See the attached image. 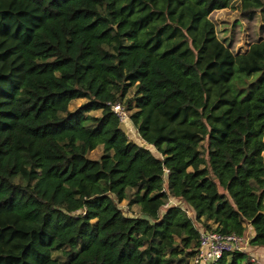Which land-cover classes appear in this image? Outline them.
Listing matches in <instances>:
<instances>
[{"label":"trees","instance_id":"trees-1","mask_svg":"<svg viewBox=\"0 0 264 264\" xmlns=\"http://www.w3.org/2000/svg\"><path fill=\"white\" fill-rule=\"evenodd\" d=\"M226 8L264 18V0H0V264H194L211 230L264 248V23L234 49Z\"/></svg>","mask_w":264,"mask_h":264},{"label":"rangeland","instance_id":"rangeland-1","mask_svg":"<svg viewBox=\"0 0 264 264\" xmlns=\"http://www.w3.org/2000/svg\"><path fill=\"white\" fill-rule=\"evenodd\" d=\"M212 18L215 20L216 22V28L220 29L219 35H221L222 33L226 36H230V34H233V48H240L241 46L246 45L247 43L253 41L257 35L256 32V28L257 26L260 24V22L264 23V18L263 20H260L259 17L254 18L251 21H246L244 19H240L238 14L236 13L235 10H232L230 8H226L224 10L221 11H215L212 14ZM233 31H232V29ZM83 100L82 99H77L74 100L70 107L73 108L75 106H77L78 104H80ZM92 114H98V111H93ZM126 134L128 136V138L132 141H135L137 143H140L135 130L133 129V127L131 126V124L128 121H125L123 123ZM150 150L152 151V153L156 154L155 151L150 148ZM98 155V151H93L90 156L91 157H96ZM169 203H175V201L173 199H170L168 201ZM133 210H135L134 207H132ZM187 213L189 216H192V212L186 208ZM246 238L245 236L243 237L242 240V246L241 249L245 251L246 249ZM258 257H255V261L258 264H264V253L257 255Z\"/></svg>","mask_w":264,"mask_h":264},{"label":"built area","instance_id":"built-area-1","mask_svg":"<svg viewBox=\"0 0 264 264\" xmlns=\"http://www.w3.org/2000/svg\"><path fill=\"white\" fill-rule=\"evenodd\" d=\"M111 112L120 123L127 121V114L119 103L110 105ZM243 237L234 233L218 231H201L198 237V249L193 257L194 264H209L218 259L223 253L241 249Z\"/></svg>","mask_w":264,"mask_h":264},{"label":"crops","instance_id":"crops-1","mask_svg":"<svg viewBox=\"0 0 264 264\" xmlns=\"http://www.w3.org/2000/svg\"><path fill=\"white\" fill-rule=\"evenodd\" d=\"M251 233H252L251 229H248V231L245 235V238H246V243H245L246 249H245V251H247L249 256L255 261V259H256L255 257H258L257 255L264 253V248L263 247L252 248V247L248 246L247 243H248L249 237L251 236Z\"/></svg>","mask_w":264,"mask_h":264}]
</instances>
